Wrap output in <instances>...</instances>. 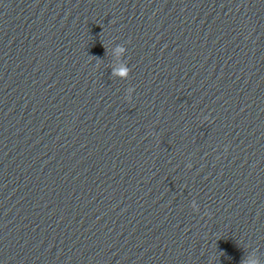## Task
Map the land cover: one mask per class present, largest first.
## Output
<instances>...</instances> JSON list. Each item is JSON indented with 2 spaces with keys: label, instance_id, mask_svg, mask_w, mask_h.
<instances>
[{
  "label": "water",
  "instance_id": "water-1",
  "mask_svg": "<svg viewBox=\"0 0 264 264\" xmlns=\"http://www.w3.org/2000/svg\"><path fill=\"white\" fill-rule=\"evenodd\" d=\"M0 264H264V0H0Z\"/></svg>",
  "mask_w": 264,
  "mask_h": 264
}]
</instances>
